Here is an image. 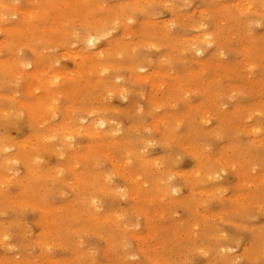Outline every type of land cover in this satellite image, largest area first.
<instances>
[{"label": "rangeland", "instance_id": "1", "mask_svg": "<svg viewBox=\"0 0 264 264\" xmlns=\"http://www.w3.org/2000/svg\"><path fill=\"white\" fill-rule=\"evenodd\" d=\"M0 4V264H264V0Z\"/></svg>", "mask_w": 264, "mask_h": 264}, {"label": "bare ground", "instance_id": "2", "mask_svg": "<svg viewBox=\"0 0 264 264\" xmlns=\"http://www.w3.org/2000/svg\"><path fill=\"white\" fill-rule=\"evenodd\" d=\"M45 2H46V1H45ZM246 2H247V1H246ZM46 3H47V2H46ZM1 4H2V3H1ZM1 4H0V5H1ZM4 4H7V5H8L7 2H5ZM41 4H42V3H41ZM237 4H238V3H237ZM243 4H244V3H243ZM245 4H246V3H245ZM250 4H251V2H250ZM250 4H248V6H250ZM7 5H6V6H7ZM10 5H11V4H10ZM58 5H59V3H58ZM238 5H239V4H238ZM246 5H247V4H246ZM1 6H3V4H2ZM97 6H98V5H97ZM47 7H49V6H47ZM66 7H67V6H66ZM246 7H247V6H246ZM7 8H8V6H7ZM10 8H12V7H9V10H10ZM15 8H16V7H15ZM13 9H14V8H13ZM62 9H63V8H62ZM247 9H248V7H247ZM17 10H18V9H17ZM17 10H16V11H17ZM10 11H11V10H10ZM19 12H20V11H19ZM27 13L30 14L31 11H30V12H27ZM27 13H25V14L27 15ZM21 14H24V13H21ZM1 15H2V14H1ZM26 15H25V16H26ZM62 15H63V13H62ZM27 16H29V15H27ZM66 16H68V15L66 14ZM71 16H72V14H71ZM0 17H1V16H0ZM31 17H32V16H31ZM69 17H70V16H69ZM26 18H27V17H26ZM51 20H52V19H51ZM53 20H54V19H53ZM49 22H50V20H49ZM171 22H172V21H171ZM151 24H152V23H151ZM57 25H58V24H57ZM57 25H55V26H57ZM51 26H52V25H51ZM8 27H9V26H8ZM12 27L14 28V26H11V28H7V29H9V30L11 29V30H13V31H14V29H15V31L18 32V31H17L18 29L16 30V27H15L14 29H12ZM17 27H18V26H17ZM90 27H91V26H90ZM1 28H4V27H1ZM18 28H19V27H18ZM21 28H22V27H21ZM41 28H43V27H41ZM45 28H47V27H45ZM52 28H53V27H52ZM55 28H56V27H55ZM55 28H53V29L55 30ZM91 28H93V27H91ZM43 29H44V28H43ZM47 29H48V28H47ZM5 30H6V28H5ZM20 30H21V29H19V33H21L23 29L21 30V32H20ZM49 30H50V29H49ZM94 30H95V29H94ZM61 31H63V30H61ZM65 31H66V30H65ZM23 32H24V31H23ZM57 32H58V31H57ZM57 32H56V33H57ZM92 33H93V34H92ZM94 33H96V30H95V32H93V30H92V31L89 30V31H88V34H85L86 36L84 35V38H82V39H84V41L87 42V43L92 42V41L95 39V37L92 36V35H94ZM207 34H208V33H207ZM207 34H206V35H207ZM68 35H69V34H68ZM209 35H210V34H209ZM73 37H74V36H73ZM203 37L205 38V35H204ZM202 39H203V38H202ZM191 41H192V40H191ZM248 41H249V40H248ZM209 42H210V41H209ZM207 43H208V42H207ZM195 45H196V44H195ZM150 46H151V45H150ZM252 46H253V45H252ZM189 47H190V46H189ZM197 47H198V46H197ZM185 48H186V47H185ZM185 48H184V49H185ZM196 51L201 52L202 50H201L200 48H197ZM85 54H86V53H85ZM99 54H100V53H99ZM99 54H98V55H99ZM242 54H243V53H242ZM95 55H96V54H95ZM98 55H97V56H98ZM75 56H76V55H75ZM89 56L91 57L90 54H86V55H84L83 58H87V57L90 58ZM87 60L91 61L90 59H87ZM144 60H145V59H144ZM0 61H1V60H0ZM89 61H88V62H89ZM95 62H96V61H95ZM97 62H98V61H97ZM200 62H201V61H200ZM200 62H199V63H200ZM20 63H21V62H20ZM90 63H91V65H92V67H94L95 64H96V63H95V64L93 63V64H94V66H93L92 61L89 62V64H90ZM9 64H10V63H9ZM21 64H22V63H21ZM98 64H99V62H98ZM98 64H97V65H98ZM202 64H203V63H202ZM2 65H4V64H2ZM87 65H88V64H87ZM91 65H89V66H91ZM97 65H96V67H97ZM105 66H106V65H105ZM100 67H101V66H100ZM22 68H23V67H20L21 70H23ZM94 68H95V67H94ZM102 69H103V68H102ZM105 69H106V68H105ZM21 70H20V71H21ZM34 72H35V71H34ZM37 73H38V72H37ZM154 73L159 74L158 71H157V72L154 71ZM154 73H153V74H154ZM29 74H30V73H29ZM38 75H39V74H38ZM140 76H141V75H140ZM147 76H150V75L147 74ZM151 76H152V75H151ZM37 77H38V76H37ZM144 77H146V75H144ZM156 77H157V76H156ZM140 78H141V77H140ZM142 78H143V77H142ZM173 78H174V77H173ZM143 79H148V78H143ZM53 80H54V79H53ZM115 80H116V79H115ZM56 81H57V80H56ZM45 82H46V81H45ZM54 82H55V81H54ZM152 83H153V84H155V83H161V85H163L164 82H163V83H162V82H152ZM150 85L152 86L151 83H150ZM155 85H157V84H155ZM159 87H160V86H159ZM163 88H164V87H163ZM186 89H187V88H186ZM29 90H30V89H29ZM62 92H63V91H62ZM180 93H181V92H180ZM118 94H119V93H118ZM118 94H117V95H118ZM183 96H184V95H183ZM159 97H160V96H159ZM155 103H156V101H155ZM21 104L24 105V106L27 105L26 103L24 104V103H22V102H21ZM30 105H32V104H30ZM189 106H190V105H189ZM21 107H22V106H21ZM28 108H29V107H28ZM30 109H31V108H30ZM31 110H32V109H31ZM5 112H7V110H6ZM262 112H263V111H262ZM30 113H31V112H30ZM244 115H245V114H244ZM245 116H246V115H245ZM38 117H39V116H38ZM251 118H252V117H251ZM201 119H202V118H201ZM231 119H232V118H231ZM244 120H245V119H244ZM247 120H248V119H247ZM159 121H160V120H159ZM101 122H103V120H102ZM243 122H244V121H243ZM90 123H92V122H90ZM161 124H162V123H161ZM200 125H201V124H200ZM162 126H163V125H162ZM75 127H76V126H75ZM79 127H80V126H79ZM176 127H177V126H176ZM62 128H64V126H62ZM87 128H88V126H87ZM96 128H97V126L94 127V129H96ZM65 129H66V128H65ZM252 130H253V129H252ZM252 130H251V131H252ZM83 132H84V131H83ZM91 132H92V131H91ZM95 132H96V131H95ZM95 132H94V133H95ZM257 132H258V131H257ZM94 133H92V134H94ZM252 133H254V132L252 131ZM94 135H95V134H94ZM97 135H98V134H97ZM98 144H99V143H98ZM138 156H139V155H138ZM218 157H221V156H218ZM215 160H216V159H215ZM223 160H224V159H223ZM226 160H227V159H226ZM229 160H230V159H229ZM122 163H123V162H122ZM144 163H145V161H144ZM218 163H219V162H218ZM153 164H154V163H153ZM220 164H221V163H220ZM122 165H123V164H122ZM223 169H224V168H223ZM198 170H199V169H198ZM200 173H201V172H200ZM206 174H207V173H206ZM213 176H214V175H213ZM6 180H7V179H6ZM132 181H134V180H132ZM139 183H140V182H139ZM246 185H247V184H246ZM113 189H114V188H112V190H113ZM99 190H101V189L99 188ZM124 190H125V189H124ZM171 193H172V192H171ZM89 197H91V196H89ZM92 197H93V196H92ZM89 200H90V199H89ZM27 202H28V201H27ZM52 207H53V206H52ZM44 209H45V208H44ZM46 220H47V219H46ZM48 220H49V219H48ZM45 231H46V230H45ZM132 235H134V234H132ZM151 236H152V235H151ZM122 237H123V236H122ZM134 237H135V235L133 236V238H134ZM142 237H144V236H142ZM135 238H136V237H135ZM140 238H141V237H140ZM144 238H145V237H144ZM144 241H145V239H144ZM140 243H141V242H140ZM7 245H8V244H7ZM137 247H138V243H137ZM147 248H149V247H147ZM154 249L156 250V248H154ZM218 250H219V249H218ZM143 251H144V250H143ZM144 252H145V251H144ZM125 257H126V256H125ZM148 257H149V256H148ZM158 257H160V256H158ZM129 258H130V257H129ZM122 259L124 260L123 257H122ZM148 259H150V257H149ZM151 259H152V258H151ZM155 259H156V258H154V260H155ZM124 261H125V260H124ZM152 261H153V260H152ZM152 261H151V262H152ZM155 261H156V260H155ZM156 262H157V261H156Z\"/></svg>", "mask_w": 264, "mask_h": 264}]
</instances>
